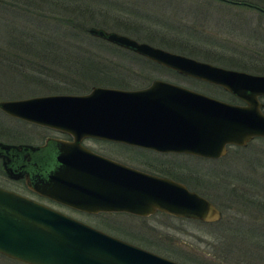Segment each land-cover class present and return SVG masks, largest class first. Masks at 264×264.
Here are the masks:
<instances>
[{
  "label": "rangeland",
  "instance_id": "rangeland-1",
  "mask_svg": "<svg viewBox=\"0 0 264 264\" xmlns=\"http://www.w3.org/2000/svg\"><path fill=\"white\" fill-rule=\"evenodd\" d=\"M64 1L68 11L50 16L43 15L47 6L40 0L0 3L13 9L10 12L0 9V48L11 56L19 55L24 61L21 68L25 70H0V98L41 94L48 89L81 92L90 84L137 88L147 85L152 78H161L219 99L241 102L219 85L156 64L83 31L89 25L123 32L202 61L264 73V12L242 2ZM242 1L264 7V0ZM65 16L75 24L73 27L58 20ZM74 54L87 55L85 59L93 64L75 68L72 61L78 58ZM26 61H37L46 67L31 70ZM260 100L264 103V97ZM261 109L264 111V105ZM12 121L0 112L2 139L7 136L3 127L13 124ZM85 142L109 153L94 140ZM104 146L118 154L139 157L138 152L118 145ZM186 157L189 161L184 163L186 166L202 171L205 177L202 190L221 210L216 222L204 223L161 213L140 220L125 213H87L51 206L183 264H264V137H254L244 146L228 145L219 158ZM183 229L189 232L183 233ZM137 231L142 234L138 235ZM154 231L174 237L162 242L163 239L152 236ZM0 264L28 263L0 253Z\"/></svg>",
  "mask_w": 264,
  "mask_h": 264
},
{
  "label": "water",
  "instance_id": "water-1",
  "mask_svg": "<svg viewBox=\"0 0 264 264\" xmlns=\"http://www.w3.org/2000/svg\"><path fill=\"white\" fill-rule=\"evenodd\" d=\"M86 31L179 73L219 85L241 102L153 78L137 88L92 85L85 93L1 98L0 110L76 132V140L90 134L210 158L223 155L230 144L245 145L252 137H264L259 99L264 95V73L202 61L101 26L89 25ZM8 148L0 143V151ZM72 149L81 160L65 158V170L49 171L45 180L28 179L26 184L86 212L147 215L162 211L202 221L221 217L218 206L180 182L141 172L79 146ZM0 253L28 264H182L3 187Z\"/></svg>",
  "mask_w": 264,
  "mask_h": 264
},
{
  "label": "flooded vegetation",
  "instance_id": "flooded-vegetation-1",
  "mask_svg": "<svg viewBox=\"0 0 264 264\" xmlns=\"http://www.w3.org/2000/svg\"><path fill=\"white\" fill-rule=\"evenodd\" d=\"M235 2H238V3L242 2L244 4L251 6V8L264 12V7L261 5L251 3L249 1H242V0H235ZM120 33H123V32H120ZM123 34H126V33H123ZM130 37L137 39L134 36H130ZM105 42H108V41H105ZM110 44L115 45L113 43H110ZM115 46L120 47L118 45H115ZM120 48L126 51H130L134 54H137L129 49H126L123 47H120ZM137 55L142 56L140 54H137ZM142 57L146 58L145 56H142ZM97 61L99 62V60ZM156 64H159V63H156ZM249 72H252V71H249ZM253 73H261V72H253ZM92 85H102V84H90L88 89L81 91V92L70 91L64 88L65 89L64 91L48 89L45 91V93H41V94L85 93L90 89ZM103 86H107V85H103ZM114 87H117V86H114ZM123 88H127V87H123ZM263 97L264 95L260 96L259 99ZM263 105L264 103L262 102V106ZM0 112L5 117L9 118L10 121L13 120L12 123L14 122L13 124L3 127L4 129H6L5 130V135H7L6 139H2L0 137V143L9 145V148L7 150L0 151V153L2 152L0 154V187L15 191L19 194H22L26 197H29L31 199H34L36 201H39L41 203H44L50 206L51 205L63 206L66 208L75 209V208L69 207L68 205L62 202H59L55 199L50 198L44 193H41L29 187L26 184V180L31 179L33 181V180H36V178H41L45 180L48 176L49 171L50 172L58 171V168L66 167L63 165L65 158H67L68 162L70 161L77 162L81 160L82 159L81 155H79L77 152H75V150L72 149V147L75 148L79 146V147L85 148L86 150L90 152H93L94 154L108 158L111 161L124 164L128 167L134 168L141 172L170 178L174 181L180 182L183 185H185L188 189L194 190L198 194L206 197L207 199L212 201L217 206V203L212 200V197L209 194L203 192L202 190V187L204 186L203 181L205 177L204 175H202L201 173L202 171L200 170V168L193 167V166H186L184 164V163L189 162L187 161L188 157H186L189 155L193 157V159H201V158L202 159H215V158L199 156V155H195V154H191L187 152L156 150L154 148L147 147V146L126 143L119 139H110L107 137L90 135V134H83L76 140L74 137L77 134L76 132L73 134L70 131L65 130L63 128L41 125L35 122L28 121L26 119H22L19 117L9 115L1 110ZM255 137H261V136H255ZM86 140H94L100 143L101 146L104 147L103 149L109 152L110 154L103 152L100 149L94 148L90 144L86 143L85 142ZM108 143L121 146L132 152H138L139 157L137 156L131 157L128 155L118 154L113 150H109L108 148L104 146L105 144H108ZM24 145H28L29 147L25 148ZM35 146H38V147L34 148ZM63 146L65 147V149H63ZM241 146H244V145H241ZM68 153H70L69 156H67ZM119 157H125L129 161L128 162L124 161L123 159ZM219 157H216V158H219ZM65 169L66 168H64L63 170ZM75 210H78V209H75ZM78 211H81V210H78ZM83 212H86V211H83ZM98 212L106 213V214L125 213L130 216L137 217L140 220L153 216L156 213H161L167 216H175V215L167 214L162 211H155L147 215H138V214H133V213L125 212V211H98ZM87 213H97V212H87ZM175 217H179V216H175ZM179 218H184L186 220H192V221H200L204 223H212V222H216L219 220L218 219L216 221H202L199 219H193V218H187V217H179ZM188 232H189L188 230L183 229V233H188ZM139 233H141V231H137L138 235L142 234V233L141 234ZM191 235H194V233H191ZM152 236L155 238L163 239L164 241L162 242H169V239L174 237V235H170L167 233H163L162 235L161 233L156 232L155 234V231ZM145 237H149V236H145ZM165 239H167L168 241ZM127 242H130V241L127 240ZM130 243L140 246L141 248H144L151 252H154L160 256L174 260L168 255L162 254L158 252L157 250L152 249L151 247H148L145 245L144 246L138 245L133 242H130Z\"/></svg>",
  "mask_w": 264,
  "mask_h": 264
},
{
  "label": "trees",
  "instance_id": "trees-1",
  "mask_svg": "<svg viewBox=\"0 0 264 264\" xmlns=\"http://www.w3.org/2000/svg\"><path fill=\"white\" fill-rule=\"evenodd\" d=\"M4 1H7V0H2V1H0V3L4 2ZM8 1H10L11 3H13V2L17 3V1H26V0H8ZM40 1L42 4L47 6L46 7L47 11H44V12L42 11L44 16H50V15L58 14L60 12L64 13V12H67L69 9L67 3H65L64 0H40ZM0 9L4 12L7 9L9 10V12L11 10L13 11V9H11V7L3 6V4H0ZM48 10H49V12H48ZM50 12H52V13H50ZM54 18H56V17H54ZM58 20L61 22L63 21L65 24H67L70 27H73L75 25V24L73 25L71 23V21H69L70 19L67 16H65L61 19H58ZM83 31H86V27L83 28ZM98 39H100V38H98ZM73 56L78 58V60H77L78 62L72 61L75 68L77 66L82 67L83 65L89 66V65L93 64V63H91L90 60L85 59V58H88L87 55H75L74 54ZM19 58H21L19 55L16 54L14 56H11V54L10 55L7 54L6 50H2L0 48V70H8L10 72L25 71L23 68H21V65L24 64V61L23 60L21 61V59H19ZM26 62H29L27 64L30 65L31 70H36V68H38L39 66L46 67L45 65H43L37 61L36 62L26 61ZM77 69H79V68H77ZM36 81H38V79ZM257 202H258V204L261 203L260 201H257Z\"/></svg>",
  "mask_w": 264,
  "mask_h": 264
}]
</instances>
